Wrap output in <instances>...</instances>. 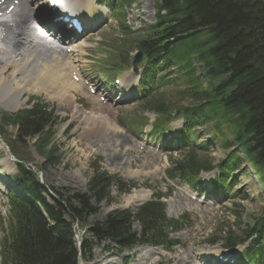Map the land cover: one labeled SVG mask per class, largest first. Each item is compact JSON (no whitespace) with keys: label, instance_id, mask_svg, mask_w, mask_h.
Masks as SVG:
<instances>
[{"label":"trees","instance_id":"1","mask_svg":"<svg viewBox=\"0 0 264 264\" xmlns=\"http://www.w3.org/2000/svg\"><path fill=\"white\" fill-rule=\"evenodd\" d=\"M127 1L133 0L119 1L120 15ZM133 43L151 61L143 72L145 98L141 105L157 114L155 133H162L178 117L186 121L181 141L190 146L181 152V159L174 160L169 174L195 181L203 171L218 167L222 172L219 184L241 169L245 159L264 190V0H162L156 23ZM173 71L181 80L171 84L166 80V72ZM173 85L175 100L167 102L164 89ZM9 123L18 126L17 143L34 139L36 148L46 154L43 150L55 135L53 129L58 119L47 104L37 101L31 109L15 115L2 112L0 132L6 133ZM199 127L208 130L210 143L227 152L219 163L196 157L198 149L210 145L203 142L198 148L191 144V140L197 139L194 135ZM55 151L52 149L46 156L52 158ZM59 158L53 157L54 162ZM17 181L32 202L11 196L13 218L0 250L4 264H78L73 222L66 217L69 215L83 226L85 217L95 212L93 200L108 201L113 184L120 193L136 187L94 166L88 194L76 193L67 198L58 192L64 202L53 199L54 204H48L43 196L46 189L35 174L21 167ZM161 198L157 194L135 212L113 211L104 221L93 224V235L99 241L110 239L122 249L144 243L169 247L174 242L170 232L185 224L183 219L167 217ZM35 201L44 205L50 227L34 208ZM135 223L142 226L141 234L133 229ZM252 235H257L258 241L247 254L256 259L264 256V206L259 215L249 216L241 232L228 229L224 245L234 248L243 243L245 236ZM90 249L86 241L82 246L84 258Z\"/></svg>","mask_w":264,"mask_h":264},{"label":"rangeland","instance_id":"2","mask_svg":"<svg viewBox=\"0 0 264 264\" xmlns=\"http://www.w3.org/2000/svg\"><path fill=\"white\" fill-rule=\"evenodd\" d=\"M116 1L104 0L100 3L109 8L110 3L113 4ZM161 2L162 0H136L125 6L126 24L129 32L133 33L129 36L124 34L122 27L120 28L117 17L111 16V10L94 5L90 13L91 18H103L104 23L102 26L99 25L100 28L94 33L85 34L82 37L86 41L84 50L89 54L87 59H90L91 62L88 65L84 62L82 64H85V73L94 79L97 85L103 84V76L109 75L114 78L120 72L123 76L128 77L130 84H134V90H138L139 81H136L134 73L128 65L124 66L128 68L119 71L120 69L103 66L101 61H104L102 59L106 57L110 58L112 54H115L114 49L126 43L129 53H125V56L131 67L137 48L131 47L129 42L148 32L149 25L156 21L157 7ZM92 6L93 4L87 6L88 10ZM76 43L74 42V44ZM119 54L120 52L117 50L116 59L121 58ZM82 60L84 61V58ZM6 71L4 76L12 73V69ZM173 78V75L169 77L171 84H173ZM37 83L38 85L35 86L26 85L19 97L15 96L9 99L6 96V89L2 91L4 93L0 92V100H2L0 112L14 115L29 106V100L31 102L42 100L45 104L50 102L54 105L58 123L53 129L54 137L48 148L43 151L47 155L55 148L53 156L59 155L61 162L58 164L48 163L45 169H40L43 165L42 157L34 146H31V143L29 147L23 142L16 143L14 139H16L17 127L9 123L6 134L1 133L0 135V168L2 171L8 173L16 171L15 161H4L6 157H10L11 154L16 158L24 157L31 170L37 172L42 183L57 189L66 196L87 192L94 166L102 167L109 175H116L117 179L138 185L135 189L124 194L119 193L117 185H114L108 201L92 203L95 212L85 217V228L80 227L79 223H75L77 240L82 237L91 244L90 253H87L86 258L81 260V264H99L100 262H107V264H204L202 259L207 255L221 254L226 250L224 244L228 229L239 233L241 228L245 227L251 214L259 215L261 213L264 206V193L251 170L247 168L246 160H244L243 167L247 168V172L241 168L230 174L227 180L228 188L219 194H209L208 191L217 182L220 172L202 173L201 181L208 189L205 194L197 191L198 200H194L186 195V189L189 188L188 183L179 178L171 180L167 172L173 167L174 160L182 158L180 152L182 145L174 143L173 136L170 138H164V135L157 134L152 136L150 134L152 128L146 127L143 131L134 129L133 123L138 117L148 116L151 121L155 119V116L150 112H141L136 99L131 97L130 101L121 105L111 102L102 104L99 100L97 101V96H94L95 101L89 97L80 98L83 95L81 92L79 95L76 94L77 98L75 97V101L84 108L81 110L74 108V103L68 99V97H73L72 88L67 91L68 93L63 94L65 91L61 88H67L64 83H61L64 86L59 85L58 82L54 84L59 86H51V83L49 85L44 82ZM16 84H19L18 80H14L12 83L13 86H17ZM110 87H113V83ZM164 90L167 102L171 99L174 102L175 86H167ZM117 95L115 94V96ZM16 98L19 99L17 102L19 105L16 103ZM187 103L184 101V104ZM183 128V120L180 119L172 123L168 132L174 135L181 132ZM200 137L202 142L210 143L208 130L200 129ZM226 154V151L210 143L209 148L198 149L196 157L209 159L213 164H217ZM1 159L4 163L1 162ZM157 193L167 196L163 198V201L166 204L168 218H179L185 215L189 222L184 225L182 230L170 235L171 239L178 242L171 249L151 244L121 249L119 244L110 239L97 240L91 232L94 223L104 221L113 211L131 210L135 212L143 203L152 200ZM236 214L241 216L240 221L236 218ZM8 218V201L5 192L0 190V245H2L3 235L8 234ZM133 229L137 233L141 234L142 232L141 226L137 223L133 224ZM246 247L241 246L228 252H232L236 259H240ZM242 262L243 264H252L246 259H243Z\"/></svg>","mask_w":264,"mask_h":264},{"label":"bare ground","instance_id":"3","mask_svg":"<svg viewBox=\"0 0 264 264\" xmlns=\"http://www.w3.org/2000/svg\"><path fill=\"white\" fill-rule=\"evenodd\" d=\"M1 1L0 10L3 5L11 4L14 0ZM31 1L20 0L19 9L13 11L11 16L6 15L5 19H0L2 28L0 39L4 46V48L0 47V92L6 89V96L9 99L15 96L19 97L26 85L35 86L38 85L37 82L51 83V86H57L58 84H54L57 82L59 85L64 83L67 88H61L65 91L63 94L68 93L70 88L81 87L80 84L69 79L71 72L77 69V65L74 62L73 53L68 48H78V44H74V42L79 40L70 44L72 30L61 20L53 21V18L61 13L49 16L45 8L47 0L41 1V4L36 3L34 7H31ZM94 3V0H61L62 11L77 13L82 15L81 17H83L84 10L90 16L91 9L88 10L87 6L94 5ZM31 20H37V23L33 24ZM88 20L89 18H86L87 22ZM90 26H93V23H90ZM57 32L62 35V38L57 36ZM11 69L12 73L4 76V72ZM14 80H18L17 86L12 85ZM61 89L59 87L58 90ZM5 100L7 99L5 98ZM17 102L19 99L16 100ZM0 104H2V100H0ZM17 105L19 104L17 103ZM91 118L93 119V117ZM7 160L11 161V157L8 156L4 159V161ZM3 182L7 183L8 179H4ZM99 264H107V262Z\"/></svg>","mask_w":264,"mask_h":264},{"label":"water","instance_id":"4","mask_svg":"<svg viewBox=\"0 0 264 264\" xmlns=\"http://www.w3.org/2000/svg\"><path fill=\"white\" fill-rule=\"evenodd\" d=\"M143 58V51L138 52V54H136V58L134 60V70L136 69V71L139 70L138 66L144 67L147 63V60H142Z\"/></svg>","mask_w":264,"mask_h":264}]
</instances>
